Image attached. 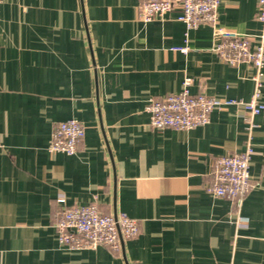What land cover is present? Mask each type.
I'll return each mask as SVG.
<instances>
[{
  "label": "crops",
  "instance_id": "1",
  "mask_svg": "<svg viewBox=\"0 0 264 264\" xmlns=\"http://www.w3.org/2000/svg\"><path fill=\"white\" fill-rule=\"evenodd\" d=\"M137 4L0 1V264H264V109L252 129L233 106L190 130L154 129L145 109L186 77L192 93L247 100L253 70L219 58L209 24L187 29L178 10L143 22ZM256 12L219 0L217 22L255 36ZM69 118L85 130L76 153L49 151ZM249 140L245 196L207 193L214 160ZM90 203L137 220L120 253L59 244L56 218Z\"/></svg>",
  "mask_w": 264,
  "mask_h": 264
},
{
  "label": "built area",
  "instance_id": "2",
  "mask_svg": "<svg viewBox=\"0 0 264 264\" xmlns=\"http://www.w3.org/2000/svg\"><path fill=\"white\" fill-rule=\"evenodd\" d=\"M218 5L219 0H138L140 21L148 22L178 10L176 19L183 22L187 29L196 28L201 23L212 27L213 36L217 39L213 50L222 61L230 65L243 63L253 70L250 77L253 89L247 100L216 98L202 91L192 93L191 79L186 77L178 92L148 100L145 109L152 128L190 130L208 123L213 110L227 112L234 106L246 112L249 128L252 129V118L264 109L260 101L264 66V0H257L255 19L260 29L255 36L218 24ZM174 49L185 52L188 47ZM84 132V126L74 118L59 121L53 127L48 150L72 155L76 153ZM252 152L249 140L243 151L217 157L213 163L214 180L206 184L205 191L217 197L240 201L250 186ZM53 226L61 246L83 249L103 245L113 253H120L122 241L135 237L139 231L136 219L123 213L103 214L96 203L64 208Z\"/></svg>",
  "mask_w": 264,
  "mask_h": 264
}]
</instances>
